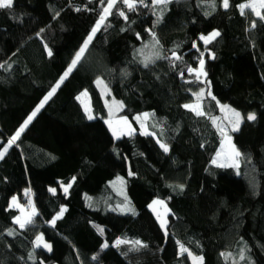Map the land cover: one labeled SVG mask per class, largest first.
<instances>
[{
	"label": "trees",
	"instance_id": "1",
	"mask_svg": "<svg viewBox=\"0 0 264 264\" xmlns=\"http://www.w3.org/2000/svg\"><path fill=\"white\" fill-rule=\"evenodd\" d=\"M247 1L224 8L223 0H144L129 10L117 0L0 159V264H191L179 245L202 264H264V19L241 14ZM106 4L14 0L0 9V150L60 81ZM212 30L219 36L201 42ZM82 91L93 119L78 100ZM105 100L121 103L113 115L128 117L134 132L113 138ZM196 101L203 115L185 107ZM220 103L240 113L236 130ZM144 111L152 112L151 134L134 119ZM226 134L239 164L213 166ZM118 177L132 213L114 209ZM26 188L37 213L20 228L9 201ZM153 199L167 205L164 227L148 207ZM39 234L50 250L35 245Z\"/></svg>",
	"mask_w": 264,
	"mask_h": 264
},
{
	"label": "rangeland",
	"instance_id": "2",
	"mask_svg": "<svg viewBox=\"0 0 264 264\" xmlns=\"http://www.w3.org/2000/svg\"><path fill=\"white\" fill-rule=\"evenodd\" d=\"M252 2H253V0H249L247 2H244L243 4L252 3ZM106 6H107V4L105 5V7ZM138 6H139V3H137V7ZM138 8L140 9V7H138ZM247 10L253 12L251 8H245L244 9V11H247ZM260 11L262 13H264V9H260ZM102 14H103V12H102ZM96 23H95V25H96ZM213 32H218V30H212L211 32H209L207 34L201 35L199 37L200 41L204 43V41L201 39V37H206L210 33H213ZM85 92L86 91H82L79 94V96H78L79 99L78 100L81 103V106H82L83 110L85 111L87 117H88L89 114H91L93 116V118H94L95 114L92 111L91 100H90V97H89L88 93L86 92V95H82V93H85ZM105 104H106V107H107V111L109 113V116L105 119V123H106V125H107V127H108V129H109V131L112 134L114 139H117V138H119V137H121L123 135H128V134H130V133L135 131L134 126H133L131 120L128 117H126V116H114L113 115L118 110V108L121 107V103L118 100H114V101L113 100H105ZM186 105H189L190 107H188V108L190 110L194 111L195 113H197L198 111H202L201 104H200L199 101L191 102V103H188ZM220 105L222 107V111L225 113V115H227V117H226V118H228L227 120L229 122H231L232 128L234 130H236L238 128V124L236 122L237 121V117L233 114L232 111H230V110H233V109H231L229 106H227V105H225L223 103H220ZM225 106H227V107H225ZM235 112H237V111H235ZM31 113L29 115H31ZM145 114H148V115L145 116ZM151 116H152V112L151 111H144V112L136 114L134 116V119L138 123H140L139 132L141 134H151V132L149 131L148 126H147L148 120H149V118ZM228 138H230L231 143H229ZM161 144H163V143L159 142V145H161ZM232 146H233V142H232L231 136H229L228 134L224 135V137H223V139H222V141H221L216 153L214 154V156H213V158L211 160V165L217 166V167H221L220 166L221 164H225V165H228V166H224V167H236V166H232V165H233L234 161H238V164H239V157H234L233 156V154H232ZM218 152L221 153L220 156H217ZM213 160H216V163H213ZM114 181H116L118 183V186L116 187L115 192L117 193V196L121 199V201L118 202L115 205L114 209L116 211H118V212H121V213H132V212H129V211H122V209H124V208H132V209H134L133 206L131 205L130 201L128 200L127 196H126L125 188L123 187V184H122L123 183L122 178L121 177L115 178ZM66 186H68V185H63L62 186L63 191H64V187H66ZM50 189H55V188L54 187H50ZM14 197H15V204H14V201H13ZM154 201H163V200H161V199H153L150 202L148 207L155 214L159 224L161 225L162 222H165L164 223V226H165V224L167 222V214H168L167 205H166L165 201H163L162 204L153 203ZM15 205H19V206H15ZM9 207L16 209L17 210L16 217L19 216L22 219L24 218V216L27 213H30L33 210V208L35 209V213H37V208L35 206V203H34V200H33V197H32V193H31L29 188H26V189L23 190V198L22 199H20L17 195L13 196L10 199V201H9ZM61 208L65 209V206H61ZM61 208H60V210H61ZM60 210L53 215V217L50 220V223H51V221H53V219L55 217H57V214L60 212ZM15 218H14V222H15ZM51 224H53V223H51ZM17 225H19V224H17ZM38 237H42V241H38L37 240ZM44 244L50 245L47 241L44 240V238H43V236L41 234L37 235V237L35 239V245L36 246H40L41 245V246L44 247ZM46 249H48V248H46ZM182 249H186V248L184 246H182V245H179L178 250H179L180 253L184 252ZM186 252H188L189 255H190L191 264H202V261L200 260V258H201L200 255L190 253L188 250Z\"/></svg>",
	"mask_w": 264,
	"mask_h": 264
},
{
	"label": "snow or ice",
	"instance_id": "3",
	"mask_svg": "<svg viewBox=\"0 0 264 264\" xmlns=\"http://www.w3.org/2000/svg\"><path fill=\"white\" fill-rule=\"evenodd\" d=\"M13 2L14 0H0V9H4V8H12L13 6ZM101 2L103 3L104 0H101ZM123 4L127 6V8L129 10H134L137 3L139 4H144V0H122ZM152 2L154 4H166L168 3V0H152ZM117 3V0H107V6L103 9V14L100 16L99 20L97 21L96 25L93 27V29L91 30V33L89 34V36L86 38V40L84 41L83 45L81 46V48L79 49V51L75 54V57L73 58V60L71 61V64L69 65L68 69L63 73V75L60 77V81L51 89V91L44 97V99L40 102V104L37 106V108L31 113V115H29L27 117V119L24 121V123L21 125V127L16 131V133L11 137V139L7 142V145H5L3 147L2 150H0V159H3L5 154L8 151V148L11 147L13 144H15V142L19 139V137L21 136V134L25 131V129L27 128V126L29 125V123L32 121V119L37 115V113L40 111V109L44 106V103L57 91V88L60 87V83H62L68 76L69 74L73 71V69L76 67V65L80 62L83 54L85 53L89 43L92 41L95 33L100 29L101 24H103V22L106 20L107 15L111 14V9L113 8V6ZM147 6V5H145ZM229 5V0H223V7L224 8H228ZM240 9H241V14H244V9L245 8H251L252 11L255 13L256 16L260 17L261 19H264V13H262L260 11V9H264V0H253L252 3H246V4H241L239 5ZM121 16H124L125 19H127L126 14L121 11L120 12ZM219 36V32H213L210 33L208 36L206 37H201V39L204 41L205 44H208L211 42V40L215 39V37ZM49 55H51V51L49 50ZM175 55V53L173 54ZM179 58V57H177ZM148 59L150 58H146L145 60V66H147V62ZM203 65H204V60L201 59L200 60V69L198 72L199 73L203 72ZM189 72H193L196 71L194 69L189 68L188 69ZM97 83H102V81H100L99 79L97 80ZM82 95H86L85 93H82ZM79 99V97H78ZM186 108L190 107L189 105H185ZM227 107V106H225ZM233 112V114L237 117V123H239V118H240V113L235 112V110H230ZM148 114H145V116H147ZM197 115H203V112L198 111ZM88 119H93V116L91 114L88 115ZM139 119V118H138ZM248 120H254L255 119V114H249L247 116ZM221 131H223V129H221ZM229 143H231L230 138H228ZM161 148L164 149L165 152H167L168 146L166 144H161L160 145ZM223 146V145H222ZM232 154L234 157H239L241 154L238 150L235 149V146H232ZM221 153H217V156H220ZM213 163H216V160H213ZM221 167L224 166H228L225 164H221ZM232 166H238V161H234ZM75 179V178H73ZM71 187V184H69L68 186L64 187V191L67 192L68 188ZM182 187V186H181ZM51 191L55 192V189H50ZM14 204H15V197L13 198ZM153 203H160L162 204L163 201H154ZM15 206H19V205H15ZM64 211H66V209L61 208L60 212L57 214V217H55L53 219V221H51V223H55V219H58L60 216L63 215ZM122 211H129V212H134V209L132 208H124L122 209ZM36 215L35 213V209L33 208V210L30 213H27L24 218L22 219L21 217H16L15 218V222L17 224H19L20 228H25L28 224H31L32 221V217ZM164 223H161V227H164ZM101 233L103 232V229H98ZM9 234L11 235L12 232L10 231ZM38 241H42V237H38L37 238ZM116 245L118 246L121 243H129L128 241H124V240H117ZM135 245H139V246H145L142 244L141 241H135L134 242ZM107 243H105L103 245V247H107ZM44 247L48 248L49 250L51 249L50 245L44 244ZM183 251H187L186 249H182ZM241 259H243V254H241ZM200 260L202 261V257L200 258Z\"/></svg>",
	"mask_w": 264,
	"mask_h": 264
},
{
	"label": "water",
	"instance_id": "4",
	"mask_svg": "<svg viewBox=\"0 0 264 264\" xmlns=\"http://www.w3.org/2000/svg\"><path fill=\"white\" fill-rule=\"evenodd\" d=\"M249 114H252V113H249ZM249 114L246 115V119H247V116H248ZM247 121L252 122L253 120H248V119H247Z\"/></svg>",
	"mask_w": 264,
	"mask_h": 264
}]
</instances>
